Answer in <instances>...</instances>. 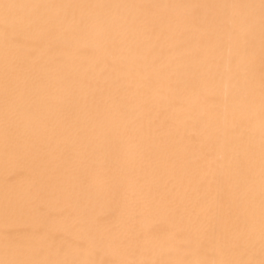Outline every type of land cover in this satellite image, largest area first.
<instances>
[{
    "label": "bare ground",
    "instance_id": "6f19581e",
    "mask_svg": "<svg viewBox=\"0 0 264 264\" xmlns=\"http://www.w3.org/2000/svg\"><path fill=\"white\" fill-rule=\"evenodd\" d=\"M0 264H264V0H0Z\"/></svg>",
    "mask_w": 264,
    "mask_h": 264
}]
</instances>
